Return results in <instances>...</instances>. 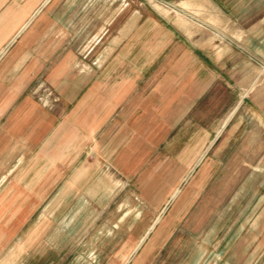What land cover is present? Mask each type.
<instances>
[{"label":"crops","instance_id":"0c3cea01","mask_svg":"<svg viewBox=\"0 0 264 264\" xmlns=\"http://www.w3.org/2000/svg\"><path fill=\"white\" fill-rule=\"evenodd\" d=\"M51 1L0 0V264H60L51 261L58 253L53 243L29 246V239L44 223L45 207L60 205L50 197L75 190L76 176L88 173L78 164L90 160L105 169L110 189L132 181L139 198L160 210L142 235H130L116 253L134 252L169 205L174 221L179 187L198 163L185 152L184 166H173V160L152 166L157 144L174 128L189 125L190 117L203 121L206 104L217 101L214 87L236 77L237 48H254L248 56L264 63L263 0L249 30L258 34L244 32L242 40L228 44L214 40L211 47L198 39L196 52L174 39H151L147 55L140 54L134 38L95 39L93 33L83 38L85 31L71 19L64 21L60 8L48 6ZM220 1L214 5L218 18ZM85 10L69 8L64 15ZM99 44L112 50L98 54ZM162 50L167 54L157 65ZM44 90L51 93L48 106L42 104ZM156 237L132 264H144L158 245ZM69 253L76 255L77 246ZM67 264L128 263L97 259L89 249L84 261Z\"/></svg>","mask_w":264,"mask_h":264},{"label":"rangeland","instance_id":"374dc122","mask_svg":"<svg viewBox=\"0 0 264 264\" xmlns=\"http://www.w3.org/2000/svg\"><path fill=\"white\" fill-rule=\"evenodd\" d=\"M261 1L221 0L220 18L214 14L218 0H52L48 6L60 8L64 21L78 24L85 31L83 38L90 33L95 39L134 38L140 42V54L147 55L151 39H174L194 52L198 39L210 47L214 40L240 41L258 21L255 12ZM69 8L86 10L64 15ZM99 46L98 54L112 50ZM253 49L237 48L236 77L214 87L219 103L206 104L203 121L190 117L189 125L174 128L165 142L157 144L152 166L171 160L173 166H184L185 152L198 157L195 171L185 175L179 187L174 221L169 205L134 252L117 255V248L126 247L130 235H142L160 210L139 198L134 182L110 189L105 169L95 160L83 161L78 166L84 165L88 173L76 176L75 190L50 197L60 205L45 207L44 223L30 236L29 246L53 243L58 253L51 261L60 264L84 261L89 249L97 259L119 258L132 264L157 236L158 245L144 264H264V63L248 56ZM166 54L158 52L157 65ZM164 156L167 161L162 163ZM102 231L115 234L101 238ZM75 246L78 253L70 255Z\"/></svg>","mask_w":264,"mask_h":264},{"label":"built area","instance_id":"2783aa9c","mask_svg":"<svg viewBox=\"0 0 264 264\" xmlns=\"http://www.w3.org/2000/svg\"><path fill=\"white\" fill-rule=\"evenodd\" d=\"M44 93H45L46 97L44 99H42V104L44 106H48L50 104V100L48 98L51 97V93L48 92L47 90H44Z\"/></svg>","mask_w":264,"mask_h":264},{"label":"bare ground","instance_id":"6f19581e","mask_svg":"<svg viewBox=\"0 0 264 264\" xmlns=\"http://www.w3.org/2000/svg\"><path fill=\"white\" fill-rule=\"evenodd\" d=\"M184 4V3H183Z\"/></svg>","mask_w":264,"mask_h":264}]
</instances>
